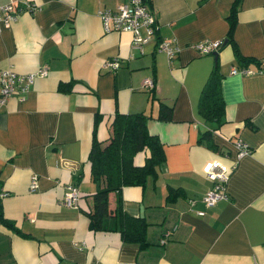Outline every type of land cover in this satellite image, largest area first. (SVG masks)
Listing matches in <instances>:
<instances>
[{"label":"crops","instance_id":"0c3cea01","mask_svg":"<svg viewBox=\"0 0 264 264\" xmlns=\"http://www.w3.org/2000/svg\"><path fill=\"white\" fill-rule=\"evenodd\" d=\"M119 2L16 0L23 7L17 18L0 20V70L35 73L24 91L0 104V207L14 223L0 219V264H264V0L235 3L231 41L216 50L223 102L218 125L196 110L212 54L189 43L224 39L232 0H147L155 38L139 47L129 31L101 29L98 9ZM160 37L179 46L169 61L155 49ZM232 45L258 67L235 59ZM112 57L116 67L102 66ZM232 66L251 71L232 73ZM38 68L46 73L37 74ZM147 77L154 85L149 90L141 88ZM159 98L170 104L166 119L156 118ZM114 111L147 114L146 128L164 152L143 185L107 193L108 208L117 193L125 213L145 220L141 248L117 230L87 225L95 189L86 159L93 115H100L95 134L102 141ZM205 129L210 144L197 139ZM236 139L247 147L238 157ZM142 157L138 151L133 161ZM209 158L233 164L226 197L204 204L211 183L201 166ZM67 183L80 190L76 207L60 203Z\"/></svg>","mask_w":264,"mask_h":264},{"label":"trees","instance_id":"16d2710c","mask_svg":"<svg viewBox=\"0 0 264 264\" xmlns=\"http://www.w3.org/2000/svg\"><path fill=\"white\" fill-rule=\"evenodd\" d=\"M237 1L239 0H232L229 11L225 15L228 22V29L224 37L225 43L231 41L234 6ZM221 46L222 44L219 47ZM232 46L235 59L243 64L254 63L258 67L259 61L257 59L243 56L238 52L235 45ZM219 78L220 72L217 62L214 60L200 88L196 102L198 114L204 120L213 121L215 125L220 124L223 114ZM63 86V83H59L60 89H64ZM150 95H153L152 91ZM170 109V104L159 98L157 100L156 118H168ZM99 116L97 112L93 115L91 137L86 154V159L89 162L90 179L95 186L90 196V206L85 211L87 225L92 230H117L121 239L136 242L138 248H141L147 245L144 237L145 220L142 216L125 213L120 207V199L117 193L113 208H108L107 193L109 191L117 192L124 185H143L147 177L154 176L156 168L164 160L162 144L158 136L146 128L148 115L143 111H114L108 123V135L102 141L98 140L95 134ZM200 138L205 139L207 144H210L209 129L200 131L197 139ZM138 151H143V157L140 162L135 163L133 156ZM167 188V194H176L177 189ZM0 219L6 226H14V223L3 215L1 207ZM16 230L21 232L18 228Z\"/></svg>","mask_w":264,"mask_h":264},{"label":"built area","instance_id":"2783aa9c","mask_svg":"<svg viewBox=\"0 0 264 264\" xmlns=\"http://www.w3.org/2000/svg\"><path fill=\"white\" fill-rule=\"evenodd\" d=\"M16 0H8L0 5V20L7 24L15 20L22 8L15 3ZM31 4H26V9H31ZM33 8V7H32ZM100 26L102 31H120L126 30L132 33L131 44L134 47H139L141 43L155 38L154 31L156 30L155 16L152 9L148 6L146 0H121L114 7H102L97 11ZM143 30V34L139 31ZM222 39H200L192 41L189 46L195 49L198 53L206 54L216 50ZM179 46L167 38L160 37L155 41V49L162 51L166 60L169 61L173 54L178 50ZM118 64L117 58L105 59L102 66L112 69ZM230 72L247 73L251 70L244 66H232ZM45 68H38L37 74H45ZM35 73L29 72L26 74L18 73L12 68L0 70V104L3 103L10 95L18 94L27 88V85L33 82ZM153 79L151 77L144 78L141 83V88L149 90L152 88ZM236 157L247 152V147L243 142L236 139ZM233 160L230 163H225L219 158H209L204 160L201 166L202 174L210 180V186L204 191L202 200L204 204H211L218 199L226 197L225 180L232 167ZM35 178L32 176L31 190H35ZM0 195L4 192L0 191ZM80 190L72 183L64 185V192L61 196L60 203L66 206L76 207L79 205ZM189 202L191 200H188ZM197 213H202L197 210Z\"/></svg>","mask_w":264,"mask_h":264},{"label":"water","instance_id":"95a60500","mask_svg":"<svg viewBox=\"0 0 264 264\" xmlns=\"http://www.w3.org/2000/svg\"><path fill=\"white\" fill-rule=\"evenodd\" d=\"M225 43V39H222L221 44L223 45ZM213 61L216 60L217 51L214 50L211 52Z\"/></svg>","mask_w":264,"mask_h":264}]
</instances>
